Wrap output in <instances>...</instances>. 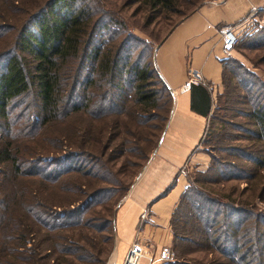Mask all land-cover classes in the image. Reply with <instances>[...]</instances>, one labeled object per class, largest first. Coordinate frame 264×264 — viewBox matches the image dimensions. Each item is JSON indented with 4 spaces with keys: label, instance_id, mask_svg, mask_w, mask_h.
<instances>
[{
    "label": "trees",
    "instance_id": "1",
    "mask_svg": "<svg viewBox=\"0 0 264 264\" xmlns=\"http://www.w3.org/2000/svg\"><path fill=\"white\" fill-rule=\"evenodd\" d=\"M174 3L141 0L146 12L156 13L171 11ZM113 15H100L87 0H45L23 19L0 60V264L96 260L93 253L106 252L100 242L110 236L96 234L92 223L86 225L92 219L78 214L103 187L93 188L99 183L118 185L122 196L157 141L170 93L152 66L153 46L147 55L132 49L136 36ZM245 91L250 128L242 139L252 144L241 158L254 165V173L243 176L248 182L235 195L210 187L218 184L210 166L199 171L203 177L189 179L170 214V246L180 243L203 257L157 264H264V211L253 200L264 193V175L257 172L264 168V91ZM76 112L90 115L95 124L89 129L97 128L95 139L86 134V148L82 137L79 151L57 152L62 143L55 137L37 144L47 123ZM110 114L115 118L99 125ZM62 141L67 146L68 138ZM122 170L129 172L125 185L117 180ZM76 189L80 202L53 201ZM108 216L94 223L102 230Z\"/></svg>",
    "mask_w": 264,
    "mask_h": 264
},
{
    "label": "crops",
    "instance_id": "2",
    "mask_svg": "<svg viewBox=\"0 0 264 264\" xmlns=\"http://www.w3.org/2000/svg\"><path fill=\"white\" fill-rule=\"evenodd\" d=\"M262 7L264 0L204 1L179 18L152 47V66L170 93L171 104L154 147L117 201L107 264H121L133 239L144 245L145 254L171 245L172 208L188 185L187 169L206 168L207 155L199 142L215 97L222 90L223 61L237 54L234 47L229 52L222 49L218 29L229 24L239 37L251 28L248 24L254 23L256 11ZM187 66L206 85L190 83L180 89ZM145 260L142 256L139 264Z\"/></svg>",
    "mask_w": 264,
    "mask_h": 264
},
{
    "label": "rangeland",
    "instance_id": "3",
    "mask_svg": "<svg viewBox=\"0 0 264 264\" xmlns=\"http://www.w3.org/2000/svg\"><path fill=\"white\" fill-rule=\"evenodd\" d=\"M45 0H0V60L8 50L15 31L21 24L23 19L30 13L34 12L37 7L42 5ZM207 0H175L174 9L156 13L155 11L146 12L141 4V0H87L93 4L100 15L113 13L114 18L125 25V29L131 31L136 39H132L130 44L132 49L140 50L147 55L149 45L154 46L156 40L164 34L172 24L179 18L197 7L200 3ZM256 19L250 29L241 33L234 46L237 54H234L228 59L227 69L224 78V89L221 97H215L213 108L206 119V129L202 139L199 142L200 148L207 155V166L211 167L210 177L216 179L218 184L211 185L214 191L218 193L232 192V195L237 194V191L244 187L245 179L250 173H254L255 167L249 162L243 161L241 158L242 150L252 143L242 139L247 135L250 128V119L248 118L247 108L244 105L245 89L264 91V7L256 11ZM156 38V39H155ZM146 48V50H145ZM146 59V58H145ZM242 64V67H238ZM243 70V71H242ZM92 117L87 113L76 112L71 113L65 119L51 121L42 128V137L39 138L40 146L45 144L44 137H55L61 142L57 147V152L63 150L79 151V140L82 137L84 140V148L91 140H87L86 134L95 139L96 131L93 128L89 129L90 124L94 122ZM115 117L110 114L103 121H99V125L105 126ZM105 122V123H104ZM95 124V123H93ZM63 138H68L69 142L64 143ZM86 140V141H85ZM65 144V145H64ZM234 148V149H233ZM122 160H128L127 156ZM129 162V161H128ZM126 162V164L128 163ZM125 164V163H124ZM123 164V165H124ZM123 168V167H122ZM122 170L118 175L122 179L119 185H125L128 181L126 177L129 172ZM258 174L264 175V168L257 170ZM199 170L187 169L186 175L188 179L201 178ZM203 180V179H202ZM70 182V180H69ZM72 184H76L72 180ZM99 189V192L92 198H87V206L78 214L83 218H91L86 224L90 228L93 224L94 231L101 235L109 234L110 238L107 243L102 244L99 239L95 238V248H107V251L102 253L94 252V259L86 264H107L110 258V253L113 248L112 231H113V216L117 201L123 193L118 185L99 183L93 188ZM201 186V185H200ZM93 189V190H94ZM51 197L53 194L50 192ZM81 194L79 190H75L72 194L56 195L53 201L60 200L63 204L71 205V203L80 202ZM90 194V193H89ZM248 192H244L240 197L247 196ZM248 198H251L250 196ZM258 209L264 211V193L263 198H253ZM107 211H110L107 214ZM109 215V216H108ZM108 216L110 218L109 225L98 228L94 221H99L101 218ZM100 229V232H99ZM88 234V233H87ZM96 236V235H95ZM98 240V243H97ZM173 250V258L171 260L183 261L190 258V255L200 257L203 253L190 252L189 247L177 243ZM168 260V261H171Z\"/></svg>",
    "mask_w": 264,
    "mask_h": 264
},
{
    "label": "built area",
    "instance_id": "4",
    "mask_svg": "<svg viewBox=\"0 0 264 264\" xmlns=\"http://www.w3.org/2000/svg\"><path fill=\"white\" fill-rule=\"evenodd\" d=\"M250 25V26H249ZM253 25L252 22L248 24V27ZM247 27V28H248ZM246 28V27H245ZM242 29L246 30V29ZM218 34L221 42L222 49L225 52H229L237 42L238 35L229 24L222 25L218 29ZM190 83H201L206 85L202 78L199 76L197 71L192 69L190 66L186 67V79L180 86V89L188 88ZM143 213L141 214V216ZM146 257L144 264H157L162 261H168L173 258V250L170 246L164 245L155 251L148 252L145 254L144 245L133 239L127 244L125 253L123 255L121 264H139L140 258Z\"/></svg>",
    "mask_w": 264,
    "mask_h": 264
}]
</instances>
